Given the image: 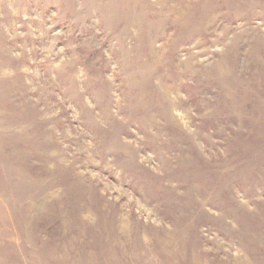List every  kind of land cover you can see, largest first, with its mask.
<instances>
[{
  "label": "rangeland",
  "instance_id": "obj_1",
  "mask_svg": "<svg viewBox=\"0 0 264 264\" xmlns=\"http://www.w3.org/2000/svg\"><path fill=\"white\" fill-rule=\"evenodd\" d=\"M0 264H264V0H0Z\"/></svg>",
  "mask_w": 264,
  "mask_h": 264
}]
</instances>
